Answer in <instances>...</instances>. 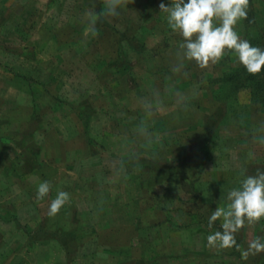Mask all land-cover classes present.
<instances>
[{"label":"crops","instance_id":"1","mask_svg":"<svg viewBox=\"0 0 264 264\" xmlns=\"http://www.w3.org/2000/svg\"><path fill=\"white\" fill-rule=\"evenodd\" d=\"M18 1L24 2V7L30 4V9L23 8L17 16L26 19L24 27H21L24 33H29L32 31L30 27L33 28L32 44L34 51H39L35 54V60L42 54L48 57V62L44 64L37 60L31 67V64H27L30 58L24 57L23 73L16 80L17 92L8 99L13 106L1 110L0 119L5 128L8 131H33L34 136L39 133L37 131H47V139L44 137L37 143V156L45 162L64 163L68 174L72 171L69 167H79L95 157L90 169L94 171V177L107 181L98 187L85 188L88 194L93 195L94 190L103 199L93 202L89 196L86 200L92 207L87 210L86 225L96 230L92 241L111 243L121 232L122 236L118 238L123 243L134 239L146 247L144 264L158 257L163 259L161 264H191L199 256L205 257V248L211 249L207 242L210 230H201L195 216L184 213L192 205L196 209V204L180 203L175 206L183 208L181 213L185 218L182 221L184 224L174 223L168 216L174 202L168 195V185H163L165 181L157 186L141 183L132 190L122 185L123 178L129 176L128 172L133 173L132 168L136 169L127 163L169 160L171 155L164 154L162 147L173 144L178 148L181 143L177 139L181 132L191 129L201 132L205 128L206 123H202L201 119L192 123V118L202 113L199 99L206 96L201 86L202 80L192 77L194 74L192 78L187 77V73L193 72L192 63L188 60L183 61L180 72L174 71L181 62L177 53L182 51L179 46L184 42L183 37L168 26L167 14L151 4L158 1L171 3V0H132V3L118 9V16L101 17L96 25L98 34L95 37L86 34L85 14L101 12L104 0L103 4L92 8H87L86 0H66L70 4L77 2L82 7L80 10H74L72 6L64 10L54 9L53 5L61 0ZM42 6L45 7L43 13ZM20 8L21 5L17 9ZM30 19L33 26L28 24ZM10 24H14V21ZM17 28L14 32L19 31ZM217 80L220 83L221 78ZM154 92H159L162 106L155 110L152 117H148L143 101L151 100ZM196 102L199 103L196 105ZM5 103L6 98L2 99V104ZM64 112H68V118H73V123L66 122L62 128L78 132L69 133L62 139L58 131L63 123H58V115ZM187 114L191 115L186 117ZM142 120L146 122L147 132L152 137L150 141L139 131ZM92 145L98 146L101 153H91ZM159 171L156 170L157 175L170 177L168 172L163 171L164 176ZM139 175L137 173V177ZM177 175L180 176V173ZM200 186L201 183L197 182L198 192H201ZM57 189L58 185H51L50 192L57 194ZM181 190L185 192V188L181 187ZM156 192L163 196L157 203L147 204L143 198L140 199V195L150 193L153 197ZM136 203H140L141 209L144 208L145 217L127 213L120 216L119 208L132 210ZM123 225L125 232L121 230ZM38 226H41L40 223ZM80 236L84 242L91 240L86 238L85 233ZM52 237L48 240L50 259L58 252L56 250L67 256L58 240ZM171 238L175 243L164 248ZM95 252L83 256L94 258L95 262L104 257L111 260L124 258L111 246L99 247ZM233 256L232 251L226 250L225 254L216 252L213 258L217 259L212 264H218L222 257ZM207 258L211 259L210 254ZM195 264L201 262L195 261Z\"/></svg>","mask_w":264,"mask_h":264},{"label":"rangeland","instance_id":"2","mask_svg":"<svg viewBox=\"0 0 264 264\" xmlns=\"http://www.w3.org/2000/svg\"><path fill=\"white\" fill-rule=\"evenodd\" d=\"M160 3L158 1L151 4L155 9L160 10ZM23 4L24 2L18 0H0V117L1 110L13 106V103L8 99L17 92L16 80L23 73L25 64L22 61L24 57L30 58L27 64H31V67L37 60H41L44 64L48 62V57H44L42 54L35 60L37 58L35 54L39 51H34L32 44L34 43L33 28L30 27L32 31L29 33L22 31L21 27H24L26 19L18 17V12L23 8L24 10L30 9V4L28 7H24ZM85 4L87 8H92L97 4H103V0H97V2L96 0H86ZM20 5L21 8L17 9ZM71 6L74 10L82 9L77 5V2L70 4L66 0L58 1L53 5V8L64 10ZM42 8L43 13L45 7L42 6ZM13 21L14 24H10ZM246 21L242 19L234 26L235 31L242 39H245L249 31L255 33L263 28L264 0H249ZM248 21L250 30H247ZM28 24L33 26L32 19ZM15 27H18L19 33L14 32ZM225 51L226 54L218 62H210L205 68H201L191 61L193 72L192 74L187 73L188 78L196 76L201 79V86L206 92V96L199 99L202 113L195 115L196 119L192 118V120L194 119L192 123L199 119L202 123L205 121V128L201 132H195L192 129L181 132L177 139L181 143L178 148L173 144H169L168 148L162 147L164 154L171 155L169 160L153 163H133V161L127 163L134 165L136 169L132 168L135 172H128L129 176L123 178L122 182V185H126L132 190L141 183L145 186H155L159 182L165 181L163 185H168L166 186L169 189L168 195L174 202L171 206L173 208L168 210L169 218L171 217L174 223L184 224L182 221L185 217L181 213L184 211L181 210L183 208L174 207L180 203L196 204V209L192 205L184 213H190L189 216L192 217L195 216V222L199 221L201 230H210V234L214 231H222V220H217L212 228L208 227L212 211L216 207L227 205L229 191L239 188L240 181L247 175H255L258 168L264 169V146L253 141L254 135H264V112L251 103L247 89H240L231 94L229 87L218 83L217 79H222L223 74L227 73L229 69L241 65L234 52L227 49ZM5 98L6 103L2 104V99ZM198 103L196 102V105ZM189 105L195 106V104ZM211 110L213 112L208 115L207 113ZM189 115L191 114H187L186 117ZM67 116L68 112L58 115L60 120L58 123L61 121L63 123L61 127L59 126L58 131L59 138L62 137V139L69 133L76 134L78 132L62 128L66 122L73 123V118ZM32 133L33 131L26 130L22 132L8 131L3 125V120L0 119V264H113L110 261H122L120 264H144L146 247L134 239L129 243H123L118 238L122 236L121 230L125 232L124 225L121 226L120 234L118 237L116 236L115 241L111 243L92 241L91 237L94 236L96 230H92L90 226L86 225L88 219L86 213L91 207L86 200L89 196L93 202L102 198L94 190H92L93 195L88 194L85 188L98 187L107 181V179L94 177V171L90 168L95 162V157H92L90 162L82 163L79 167L77 165L69 167L72 168V171L68 174L66 172L67 165L64 163L45 162L40 159L39 155L37 156V143L44 137L47 139V131H37L36 136ZM197 136L199 137L197 138ZM91 148V153H101L98 146L92 145ZM250 152L253 153L252 157H249ZM183 153H186L185 157ZM156 170H160L159 172L164 176L166 174H163V171H166L170 177H161L157 175ZM137 173L140 174L139 177H137ZM178 173L180 176L177 175ZM43 181H48L55 187L58 185V192L65 191L70 194L69 202L55 216H49L48 209L57 194L49 192L43 199H37V189ZM197 182L201 183V192L196 189ZM181 187L185 188V192L181 190ZM148 194L140 195V199L143 198V202L147 204L157 203L163 197L159 192L153 193V197L150 193ZM136 206H133L132 210H127L124 207L119 208L120 216L127 213L130 216L145 217L144 208L141 209L140 203ZM97 217L95 214V218ZM81 233H85L86 238H91V240L84 242L80 236ZM52 236L58 240V244L62 246L63 252H67V256L56 250L58 252H55L54 258L50 259L49 249L51 247L48 240L53 239ZM256 237H264V218L259 222H246L245 226L236 234L240 251H237L235 247L229 249L214 247L208 249L206 247L205 257L201 255L198 259L191 260V264H195V261H200L201 264H212V261L217 259L213 258V254L216 252L225 254L226 250L232 251L235 256L226 259L222 257L218 264H264V253L250 254L246 260L241 256V251L247 250L249 243ZM173 240V238L167 240L164 248L172 246L175 243ZM35 244L36 246H33ZM105 246H111L116 253H121L124 258L111 260L104 257L95 262L94 258L83 256L85 253L95 254L99 247ZM131 249L133 252L129 253ZM209 254L210 260L206 259ZM153 259L148 263L161 264L163 262L162 257Z\"/></svg>","mask_w":264,"mask_h":264},{"label":"clouds","instance_id":"3","mask_svg":"<svg viewBox=\"0 0 264 264\" xmlns=\"http://www.w3.org/2000/svg\"><path fill=\"white\" fill-rule=\"evenodd\" d=\"M132 3V0H104L101 12L86 13V34L95 37L98 34L96 25L101 17H115L118 9ZM249 0H171L170 5L159 4L160 12L167 14L168 26L183 37L180 44L182 51L174 71L180 72L183 61H194L205 68L210 62H218L226 49L234 52L239 62L248 73L257 74L264 68V49L253 47L246 39H242L234 26L242 19H247ZM162 106L159 92L153 93L151 100L143 101V108L148 117H152L157 108ZM139 131L152 139L147 132L146 122L141 121ZM253 141L264 146V135H254ZM253 153H249L252 157ZM51 184L43 181L37 189V199H43L50 192ZM226 206L216 207L209 217L208 227L212 228L217 220H222V231H214L207 236L208 245L218 249L235 247L240 251L236 234L247 223L259 222L264 218V169H257L255 175H247L240 181V187L229 191ZM70 200V194L60 191L51 201L48 215H57ZM264 253V237L253 239L247 250L241 251L242 259L250 254Z\"/></svg>","mask_w":264,"mask_h":264},{"label":"trees","instance_id":"4","mask_svg":"<svg viewBox=\"0 0 264 264\" xmlns=\"http://www.w3.org/2000/svg\"><path fill=\"white\" fill-rule=\"evenodd\" d=\"M248 24L249 27L247 26V30H250L249 21ZM245 39L248 40L253 47L264 49V26L258 32L255 31V33H250L249 31ZM220 83H222L224 87H229L231 94L238 92L240 89H247L249 91L251 103L258 106L264 112V68L257 74H250L241 64L239 67L229 69L227 73H224Z\"/></svg>","mask_w":264,"mask_h":264}]
</instances>
